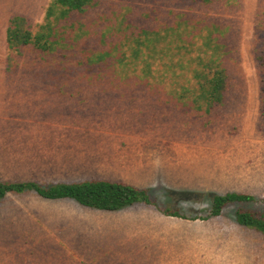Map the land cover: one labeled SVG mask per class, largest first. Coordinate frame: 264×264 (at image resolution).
I'll return each mask as SVG.
<instances>
[{
	"label": "rangeland",
	"instance_id": "rangeland-1",
	"mask_svg": "<svg viewBox=\"0 0 264 264\" xmlns=\"http://www.w3.org/2000/svg\"><path fill=\"white\" fill-rule=\"evenodd\" d=\"M51 2L0 0V181L107 179L147 189L153 203L108 211L9 193L0 264H264V233L236 218H264V0H95L47 19ZM18 15L33 38L51 33L49 50L9 46ZM171 26L195 45L170 51L154 77L121 62L126 37ZM210 35L228 79L208 108L194 99L190 58ZM229 192L256 200L206 219Z\"/></svg>",
	"mask_w": 264,
	"mask_h": 264
},
{
	"label": "trees",
	"instance_id": "trees-1",
	"mask_svg": "<svg viewBox=\"0 0 264 264\" xmlns=\"http://www.w3.org/2000/svg\"><path fill=\"white\" fill-rule=\"evenodd\" d=\"M95 0H52L48 7L46 18L50 19L55 15V10L59 8V17L65 18L73 11H83ZM25 17L15 16L11 19L7 30V41L10 47L19 45L34 44L42 51L50 48L51 33H40L34 38L29 30H26ZM179 35V42L172 48L167 42L169 35ZM132 37V38H131ZM167 42L162 46V42ZM124 45L131 50L130 55L122 57L121 62L127 61L137 66L142 65L143 77H154L153 65L158 63L167 66L166 57L173 49L181 52L183 49L190 51V46H194L193 41L184 40L179 27H167L164 30L143 29L139 34H133L125 39ZM103 54H100V58ZM195 62L192 68V80L198 85V94L195 96L196 102H203L210 108L213 104L222 103L225 98L227 88V73L221 61V45L211 35L204 43L198 47V54L190 58ZM168 69L159 75L160 81L168 76ZM191 81V79H190ZM185 91L190 88L185 87ZM200 109L202 105L198 106ZM207 108V109H208ZM25 191H35L46 199L70 198L79 204L101 210L116 211L137 203L152 204L149 191L135 185L111 181L107 179H94L79 183H58L51 186H43L36 181H0V203L12 192L22 193ZM256 197L250 194L229 192L225 195H215L210 215L206 218L221 215L223 208L231 203L255 201ZM164 213L170 216H181L178 212L165 210ZM237 221L246 227L253 228L264 233V218L247 212L236 213Z\"/></svg>",
	"mask_w": 264,
	"mask_h": 264
},
{
	"label": "crops",
	"instance_id": "crops-1",
	"mask_svg": "<svg viewBox=\"0 0 264 264\" xmlns=\"http://www.w3.org/2000/svg\"><path fill=\"white\" fill-rule=\"evenodd\" d=\"M12 19V18H11ZM11 19H10V21H11ZM10 25V24H9ZM9 27V26H8ZM7 30H8V28H7ZM6 40H7V31H6ZM8 42V41H7Z\"/></svg>",
	"mask_w": 264,
	"mask_h": 264
},
{
	"label": "bare ground",
	"instance_id": "bare-ground-1",
	"mask_svg": "<svg viewBox=\"0 0 264 264\" xmlns=\"http://www.w3.org/2000/svg\"><path fill=\"white\" fill-rule=\"evenodd\" d=\"M243 155V154H242ZM235 160V159H234Z\"/></svg>",
	"mask_w": 264,
	"mask_h": 264
}]
</instances>
